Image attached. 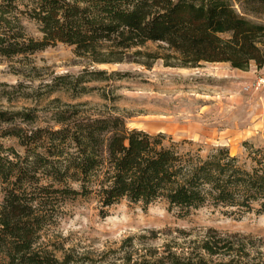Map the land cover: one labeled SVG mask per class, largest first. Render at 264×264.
Listing matches in <instances>:
<instances>
[{
  "label": "trees",
  "instance_id": "1",
  "mask_svg": "<svg viewBox=\"0 0 264 264\" xmlns=\"http://www.w3.org/2000/svg\"><path fill=\"white\" fill-rule=\"evenodd\" d=\"M24 20L36 24L40 37L27 34ZM57 43L72 46L88 63L127 60L149 67L160 60L170 67L219 62L238 70L250 63L260 68L264 0H0V57H28ZM110 75L124 74L83 67L42 84L47 126L33 125L35 107L0 104V264H83L87 256H76L52 237L65 203L77 197L96 199L101 216L121 200L142 209L162 200L183 214L202 206L227 214L264 213L263 147L243 142L245 166L224 146L202 155L199 146L184 149L191 144L186 140L127 128L118 115L87 113L86 101L50 98L63 91L76 99L93 90L87 83ZM0 87V100L29 97L16 96L26 87L22 82ZM4 139H13L22 152ZM235 247L219 236L199 246L214 257L211 264H239ZM188 254L164 258L191 264ZM123 263L150 264L129 256ZM195 264L207 263L198 257ZM254 264H264V257Z\"/></svg>",
  "mask_w": 264,
  "mask_h": 264
},
{
  "label": "rangeland",
  "instance_id": "2",
  "mask_svg": "<svg viewBox=\"0 0 264 264\" xmlns=\"http://www.w3.org/2000/svg\"><path fill=\"white\" fill-rule=\"evenodd\" d=\"M24 25L28 35L40 37L34 22L24 20ZM83 67L124 75L91 81L87 85L94 86L93 90L76 99L63 91L51 93L50 98L86 101L87 113L118 115L127 128L159 132L177 142L186 140L191 144H185L184 149L199 146L202 155L211 147L224 146L245 166L248 160L243 142L264 148V65L255 68L253 63L247 70L219 62L196 67L164 66L160 60L149 67L127 60L97 64L77 57L72 46L57 43L28 57H0V82H22L26 87L16 96H29L0 100V104L11 109L35 107L38 119L33 125H50L47 107L39 101L42 84L58 75L76 74ZM259 79L263 81L256 86ZM3 142L22 152L13 139ZM63 208L52 237L76 256H87L83 264H124L128 256L150 264H168L167 254L184 252L189 253L191 264L198 257L211 264L214 257L210 259L199 246L212 236L225 238L234 247L243 245V250L235 247L233 251L242 255L239 264L258 263L264 257V213L227 214L219 207L202 206L183 214L176 208L167 209L162 200L145 209L121 200L104 209L101 216L92 196L67 201Z\"/></svg>",
  "mask_w": 264,
  "mask_h": 264
},
{
  "label": "built area",
  "instance_id": "3",
  "mask_svg": "<svg viewBox=\"0 0 264 264\" xmlns=\"http://www.w3.org/2000/svg\"><path fill=\"white\" fill-rule=\"evenodd\" d=\"M263 81V79H259L255 84H256V86H258L259 85V83H261Z\"/></svg>",
  "mask_w": 264,
  "mask_h": 264
}]
</instances>
